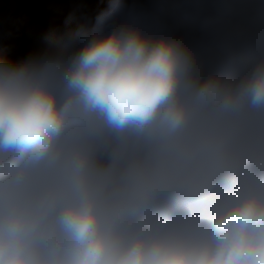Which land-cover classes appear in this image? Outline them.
Masks as SVG:
<instances>
[{"label": "clouds", "instance_id": "1", "mask_svg": "<svg viewBox=\"0 0 264 264\" xmlns=\"http://www.w3.org/2000/svg\"><path fill=\"white\" fill-rule=\"evenodd\" d=\"M214 2V70L186 35L129 21L0 59V264H264V0ZM101 132L162 149L121 195L92 163ZM161 194L176 211L151 221Z\"/></svg>", "mask_w": 264, "mask_h": 264}, {"label": "trees", "instance_id": "2", "mask_svg": "<svg viewBox=\"0 0 264 264\" xmlns=\"http://www.w3.org/2000/svg\"><path fill=\"white\" fill-rule=\"evenodd\" d=\"M167 21L147 16L143 27L147 30L167 29L184 34L199 49L209 70L222 66L227 50L220 36L229 28L225 5L214 0H203L193 4L191 0H165ZM135 0H0V59L19 63L29 58H38L47 53H72L97 30H104L120 16H129L135 11ZM205 17L210 21L209 31L200 28ZM105 134L110 145V156L114 158L118 175L106 174L94 158L99 147V137ZM152 144L134 139H123L108 132L98 133L87 141L92 153L95 170L113 180H125L126 186L112 187L116 195L125 192L132 180L119 161L133 156L141 146ZM163 198L155 199L151 207L144 210L145 217L157 221L176 211L175 200L167 196L166 212H152Z\"/></svg>", "mask_w": 264, "mask_h": 264}, {"label": "rangeland", "instance_id": "3", "mask_svg": "<svg viewBox=\"0 0 264 264\" xmlns=\"http://www.w3.org/2000/svg\"><path fill=\"white\" fill-rule=\"evenodd\" d=\"M165 0H135V11L129 16H120L118 19L114 20L108 27L104 30H110L111 26L124 21L136 22L143 26L145 18L147 16H152L154 18L160 19L162 21H167L169 18L168 11L164 5ZM152 148L150 145L141 146V148L126 159L118 160L122 168L128 173V176L132 179L126 189L130 190L133 188L138 181L139 174L149 172L148 162L143 159V151ZM98 167H100L106 174H111L113 171L118 175V170L113 167L116 166L114 158L110 156V145L107 141L106 135L101 134L99 137V147L94 158ZM127 190V191H128ZM125 191V192H127ZM167 194H161L157 197L163 198L158 206L153 209L152 212H166V205L169 200L166 199ZM147 215L146 217H149Z\"/></svg>", "mask_w": 264, "mask_h": 264}, {"label": "water", "instance_id": "4", "mask_svg": "<svg viewBox=\"0 0 264 264\" xmlns=\"http://www.w3.org/2000/svg\"><path fill=\"white\" fill-rule=\"evenodd\" d=\"M162 155V149L159 146H154L147 149L143 154V159L145 161L157 162Z\"/></svg>", "mask_w": 264, "mask_h": 264}, {"label": "built area", "instance_id": "5", "mask_svg": "<svg viewBox=\"0 0 264 264\" xmlns=\"http://www.w3.org/2000/svg\"><path fill=\"white\" fill-rule=\"evenodd\" d=\"M146 150L143 151V154ZM106 177L109 181L110 188L115 187V186L116 187H124L127 184L125 180H120V179L119 180H113L110 176H106Z\"/></svg>", "mask_w": 264, "mask_h": 264}, {"label": "crops", "instance_id": "6", "mask_svg": "<svg viewBox=\"0 0 264 264\" xmlns=\"http://www.w3.org/2000/svg\"><path fill=\"white\" fill-rule=\"evenodd\" d=\"M128 189H126V191H127ZM115 193V192H114ZM119 194H123V193H125V192H122V191H120V192H118ZM157 199V198H156ZM155 200V199H154ZM154 200L153 201H151L150 203H149V205L145 208V209H147V208H149V207H151V205H152V203L154 202ZM144 209V210H145Z\"/></svg>", "mask_w": 264, "mask_h": 264}, {"label": "bare ground", "instance_id": "7", "mask_svg": "<svg viewBox=\"0 0 264 264\" xmlns=\"http://www.w3.org/2000/svg\"><path fill=\"white\" fill-rule=\"evenodd\" d=\"M148 162V168H149V171L151 170V168H152V166H153V164H154V162H152V161H147Z\"/></svg>", "mask_w": 264, "mask_h": 264}]
</instances>
